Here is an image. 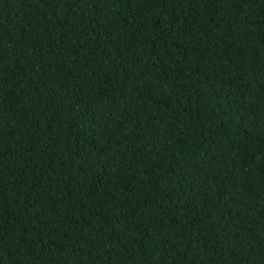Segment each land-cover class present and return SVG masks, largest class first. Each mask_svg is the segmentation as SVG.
<instances>
[{
  "label": "trees",
  "instance_id": "1",
  "mask_svg": "<svg viewBox=\"0 0 264 264\" xmlns=\"http://www.w3.org/2000/svg\"><path fill=\"white\" fill-rule=\"evenodd\" d=\"M0 264H264V0H0Z\"/></svg>",
  "mask_w": 264,
  "mask_h": 264
}]
</instances>
